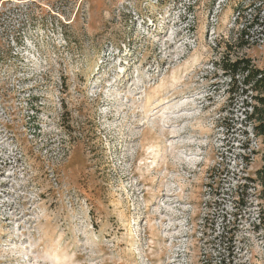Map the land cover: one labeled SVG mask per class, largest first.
<instances>
[{
  "label": "rangeland",
  "instance_id": "obj_1",
  "mask_svg": "<svg viewBox=\"0 0 264 264\" xmlns=\"http://www.w3.org/2000/svg\"><path fill=\"white\" fill-rule=\"evenodd\" d=\"M260 3L0 1V264H264L237 190L260 145L215 64L264 66L235 41Z\"/></svg>",
  "mask_w": 264,
  "mask_h": 264
},
{
  "label": "trees",
  "instance_id": "obj_2",
  "mask_svg": "<svg viewBox=\"0 0 264 264\" xmlns=\"http://www.w3.org/2000/svg\"><path fill=\"white\" fill-rule=\"evenodd\" d=\"M261 4L238 32L235 41L239 49L248 46L250 44L248 38L251 37L260 38L264 43V37H262L264 36V17L261 15ZM245 37L247 39H244ZM228 46V44L225 45V50L218 59L219 63L215 64L221 70L223 77L227 79V93L236 101H240L244 114L243 121L250 128L251 136L260 145L257 150L251 151L252 154L259 156L260 166L254 170L253 174L243 177L245 182L239 184L237 190L245 192L247 188H253L257 192L258 204L261 209H264V66H257L250 57L233 52L231 48L227 49ZM261 209L257 215L259 225L263 217ZM216 264L232 263L227 257V259L219 258Z\"/></svg>",
  "mask_w": 264,
  "mask_h": 264
}]
</instances>
